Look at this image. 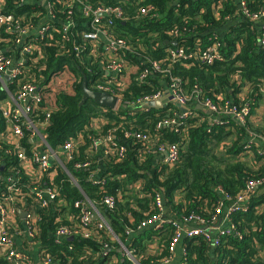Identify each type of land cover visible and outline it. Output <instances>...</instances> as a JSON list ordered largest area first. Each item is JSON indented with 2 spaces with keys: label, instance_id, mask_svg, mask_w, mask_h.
<instances>
[{
  "label": "trees",
  "instance_id": "trees-1",
  "mask_svg": "<svg viewBox=\"0 0 264 264\" xmlns=\"http://www.w3.org/2000/svg\"><path fill=\"white\" fill-rule=\"evenodd\" d=\"M47 1L49 8L43 0H3V10L15 13L21 23L36 27L43 23L54 25L53 39L44 41L29 69L31 76L43 74L40 83L47 86V94L52 92L56 105L45 127L48 142L57 146L75 139V154L67 168L82 191L64 170L58 171L54 182L59 199L46 209L37 210L42 245L51 261L58 264H131L118 251L123 245L133 250L139 264H160L174 255L170 245L175 227L164 223L143 228L142 223L159 212L155 204L157 194L162 196L174 219L192 213L211 218L222 197L218 188L236 195L245 189L248 180L264 178V155L256 152L261 146L245 149L249 131L264 137V45L261 44L264 17L254 21L244 16L241 2L237 6L234 0ZM243 1L248 13L264 12V0ZM85 5L122 8L121 18L115 17L110 26L103 25L128 45L120 50L132 71L128 80L113 81V76L104 73L101 67L106 58L104 41L98 40L95 52L86 42L84 33L89 26L83 14ZM148 6L153 9L140 14ZM67 24L68 40H63V28ZM173 30L178 31L177 36L170 34ZM2 33L4 36L5 32ZM215 43L219 44L223 59L212 64L193 58L170 64L166 52L169 47H183L190 53ZM3 46L1 42L0 47ZM143 60H147V67L150 60L169 65L171 75L181 80L188 95L194 94L198 87L202 90L201 99L209 98L217 105L248 102L253 114L259 109L262 114L250 115L244 126L229 118L228 125L211 126L209 112L194 107L197 114L182 119L179 128L164 125L157 129L160 121L177 118L181 112L173 101L161 108L122 107L166 88L165 73L152 74L142 83L135 79V74L145 69ZM44 65L53 67L55 72L66 65L71 74L50 88L51 71L42 73ZM85 79L90 88L96 82L108 85L110 91L120 96L119 108L105 110L90 99L82 102ZM91 121H98V126H92ZM110 132L117 147L126 149L125 155L118 158L114 149L99 160L94 143ZM139 132L158 135L160 141L167 143H179L178 160L157 161L151 151L152 144L134 136ZM74 160H88L92 166L76 169L72 166ZM6 161L11 167L12 159ZM93 173L98 179H90ZM29 180V176L21 178L23 184ZM255 192L254 200L264 195L259 190ZM106 196L113 197L112 208L104 204ZM80 200L93 205L106 226L100 228L101 219L96 217L86 226L90 236L76 235L72 240L55 244L49 230L59 224L72 228L79 225L81 210L75 202ZM58 216L62 217L61 221ZM232 217L243 235L241 240L229 234L213 247L201 237L185 238L181 241V264H264V213L259 215L252 210L248 214L233 213Z\"/></svg>",
  "mask_w": 264,
  "mask_h": 264
},
{
  "label": "built area",
  "instance_id": "built-area-1",
  "mask_svg": "<svg viewBox=\"0 0 264 264\" xmlns=\"http://www.w3.org/2000/svg\"><path fill=\"white\" fill-rule=\"evenodd\" d=\"M43 4L49 8L47 0H43ZM3 8V0H0V43L4 42V46L0 47V176L4 178V181L0 183V261H2L0 264H36L28 254L18 249V240L24 241L25 238L38 245L40 264H58L51 261L49 254L46 253V249L42 245V230L37 210L46 209L51 202L59 199L60 193L54 182L59 170H64L73 179L76 187L82 191L81 186L67 168V163L72 160L75 154V139H67L58 143L57 146L48 142L45 127L56 105L53 101L52 92L47 94L45 92L47 86H42L40 83L43 74L40 73L39 77L31 76L29 69L30 63L37 59V50L44 44V41L49 42L53 39L55 28L54 25L47 23L37 27L31 23H21L16 20L15 13L6 12ZM241 8L242 14L254 21L264 17V12L259 14L248 13L243 0H241ZM152 9L153 6L142 8L140 14L145 15ZM83 14L87 26H89L88 31L84 33V38L90 44V48L95 52L96 42L98 40L104 41L106 58L101 65L104 73L113 76V81L124 82L131 72L126 78L122 76L123 72L126 73L130 70V67L120 50L128 48V45L125 39L112 35L108 29V26L113 24L115 17H122V8L120 6H97L93 8L90 5H85ZM49 18L55 20L52 15H49ZM103 23L108 24V26H104ZM68 25L63 28V40H68V36L65 34ZM2 31L5 32L4 36ZM170 34L177 36L178 31L173 30ZM261 44L264 45V33L261 37ZM219 47V44L215 43L190 53L183 47H169L166 52L170 58V64L183 58H193L205 64H212L223 59ZM148 62L149 67H147V60H143L145 69L135 74V79L142 83L148 81L152 74H167L164 82L173 96L174 102L189 107L187 111L181 110L177 114V118L160 121L157 124V129L164 125L179 128L183 123L182 119L196 115L194 107L200 109V106L209 112L211 126L228 125L229 119H233L244 126L250 115L262 114V110H256L253 114L248 102L243 104L226 102L224 105H217L209 98L201 99L199 96L202 94V90L198 87L195 88L194 94L188 95L183 90L181 80L171 75L169 65L164 66L158 60ZM41 70L42 73L47 70L51 71L49 72V79L52 81L49 85L50 88L56 87L57 83L71 74L66 65L57 72L53 67L49 69L48 65L41 67ZM91 88L110 93L120 100V96L110 91L108 85L96 82ZM165 92V89L159 90L151 96L142 97L139 101L126 106L133 110L146 108L142 106L143 103L159 100L165 96ZM98 123V121L90 122L95 127L98 126ZM126 135L129 136L130 134L127 133ZM78 136L81 137L80 134ZM134 136L142 142L151 143L152 148H156L159 153H167L164 158L165 162L174 163L178 160L180 155L179 143L160 141L158 135L154 137L144 132L135 133ZM248 136L245 149L255 150L254 147L261 146L256 152L264 155V137L251 131H249ZM94 144L95 150L102 148L107 154L115 149L118 158L124 157L126 152L124 147H117L111 132L106 137L96 140ZM6 158L12 159L11 167ZM35 164H37V168L34 167ZM2 165H4L5 172H1ZM72 166L76 169H87L92 166V163L88 160H74ZM24 176L30 177L29 183L24 182L23 184L21 182V178ZM94 177L98 179L99 176L94 175V173L90 175V179ZM257 190L264 194V178L248 180L245 189L236 195H230L218 188L222 197L218 201L211 218L192 213L179 219H174L172 216L167 219L164 215L166 207L163 198L157 194L155 204L159 212L143 222L142 226L144 228L171 223L175 227V234L170 245L171 252H174L177 244L185 238L201 237L208 240L213 247L222 243V238L229 234H235L241 240L243 235L238 231L232 215L233 213L248 214L252 210L256 214H263L264 195L258 200L253 199ZM103 201L109 208L113 207V197L106 196ZM75 206L81 210L80 224L84 228H81L80 224L74 228L66 224L57 225L54 230H49L52 238L54 237L55 244L60 245L64 240L76 235L90 236V231L86 226H89L91 219H93L92 216L100 217L101 220L98 224L100 228L106 226L99 211L93 205L90 206L86 201L80 200L75 202ZM20 212L26 213L25 217H22ZM56 218L58 221L62 220V217ZM108 230L110 231L109 228ZM122 248L124 256L131 260V264H139L133 256L132 249L126 245H123ZM170 258L161 260V264L169 261Z\"/></svg>",
  "mask_w": 264,
  "mask_h": 264
},
{
  "label": "water",
  "instance_id": "water-1",
  "mask_svg": "<svg viewBox=\"0 0 264 264\" xmlns=\"http://www.w3.org/2000/svg\"><path fill=\"white\" fill-rule=\"evenodd\" d=\"M241 0H234V3L239 6ZM177 42H173V44H176ZM83 89H84V94H83V99L82 102H85L87 99L92 100L94 103H96L97 105H99L101 108L105 109V110H115L119 107V98L107 93V92H101V91H97V90H93L91 89L88 85H87V81L85 79L84 84H83ZM167 94V95H166ZM165 96L162 97L159 100H153V101H149L147 103H143L142 106L146 107V108H161V107H165L169 101H173L174 102V98L171 94H169L168 92H166ZM175 103V102H174ZM180 110L182 111H187L189 109V107L187 106H183L179 103H175ZM123 108H126V105L122 104ZM139 107V106H137ZM200 109H202V107L200 106ZM167 153L164 154V156H166ZM20 215L22 217H25L26 213L24 212H20ZM93 219H96V216H92ZM73 237H70L69 240H72ZM119 252L123 251V248H119L118 249Z\"/></svg>",
  "mask_w": 264,
  "mask_h": 264
},
{
  "label": "crops",
  "instance_id": "crops-1",
  "mask_svg": "<svg viewBox=\"0 0 264 264\" xmlns=\"http://www.w3.org/2000/svg\"><path fill=\"white\" fill-rule=\"evenodd\" d=\"M165 91L170 94L168 87L165 88ZM96 151H97L96 157L99 160H101L105 154L104 150L102 148H98ZM151 151L154 153L157 161H160V160L164 161V158H165L164 153H159L156 148H151ZM1 172H5L4 171V165L1 166ZM3 181H4V178L2 176H0V183H2ZM164 215L167 219H170L172 216L171 212H169V210L167 208H165ZM18 244H19L18 249L20 251H23L26 254H28L30 256V258L33 259V261L36 264H40L39 263V251H40V249H39L38 245L33 244L32 241L29 240L28 238H25L24 241L18 240ZM182 258H183V249H182V245L180 242L179 244H177V246L175 248L174 255L171 256L169 261L164 262L163 264H181ZM160 264H161V262H160Z\"/></svg>",
  "mask_w": 264,
  "mask_h": 264
},
{
  "label": "rangeland",
  "instance_id": "rangeland-1",
  "mask_svg": "<svg viewBox=\"0 0 264 264\" xmlns=\"http://www.w3.org/2000/svg\"><path fill=\"white\" fill-rule=\"evenodd\" d=\"M86 23H87V22H86ZM97 43H98V42H96V45H97ZM129 72H132V71L129 70V71H127L126 73L123 72L122 76L126 78V77L128 76V73H129ZM129 77H130V76H128V77L126 78V80H128ZM255 112H256V111H255ZM248 138H249V136L247 135V139H248ZM108 154H109V153H108ZM108 154L105 153V154H104V157H107ZM251 157H252V156H251ZM250 162H251V161H250Z\"/></svg>",
  "mask_w": 264,
  "mask_h": 264
}]
</instances>
